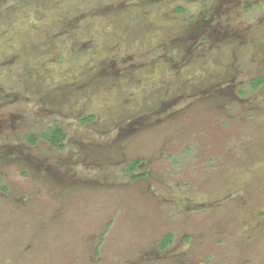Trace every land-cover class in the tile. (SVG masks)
I'll use <instances>...</instances> for the list:
<instances>
[{
  "label": "rangeland",
  "instance_id": "rangeland-1",
  "mask_svg": "<svg viewBox=\"0 0 264 264\" xmlns=\"http://www.w3.org/2000/svg\"><path fill=\"white\" fill-rule=\"evenodd\" d=\"M259 74L264 0H0V264H264Z\"/></svg>",
  "mask_w": 264,
  "mask_h": 264
},
{
  "label": "trees",
  "instance_id": "trees-1",
  "mask_svg": "<svg viewBox=\"0 0 264 264\" xmlns=\"http://www.w3.org/2000/svg\"><path fill=\"white\" fill-rule=\"evenodd\" d=\"M184 10H185V8L182 6L177 7V11H179V12H182ZM250 83L253 87H257V86L264 83V76H260L258 78H255V79L251 80ZM93 117L94 116H89L87 118H83V116H80L79 120H80V123H84L88 120H91ZM66 137H67V133H66L65 129L56 123L53 125L50 124L48 126V128H46L45 130L30 131L26 134V139L31 144L36 143V141L38 139L42 138V139L50 142L51 144H53L55 147H57L59 149H63L65 147ZM140 161H141L140 159L131 160L123 168L125 172L129 173V175L132 179H136L140 176H143L145 173V172L144 173H136L135 172V170L137 169V165ZM1 188H3V187H1ZM173 239H174V233L168 232V233L164 234V236L160 240L158 246L160 248H165L172 243Z\"/></svg>",
  "mask_w": 264,
  "mask_h": 264
},
{
  "label": "flooded vegetation",
  "instance_id": "flooded-vegetation-1",
  "mask_svg": "<svg viewBox=\"0 0 264 264\" xmlns=\"http://www.w3.org/2000/svg\"><path fill=\"white\" fill-rule=\"evenodd\" d=\"M182 7H184V6H182ZM185 8V7H184ZM183 12V11H182ZM13 63V62H12ZM260 76H264V74H259V75H255V76H251L249 79H248V84H249V86H250V88L252 89V90H256V89H258V88H260V87H262L263 85H264V83L263 84H261V85H259V86H257V87H253L252 85H251V83H250V81L251 80H253V79H255V78H258V77H260ZM166 92L168 93V88H165L164 89V93H163V95L162 96H164V95H166ZM241 92V91H240ZM165 97V96H164ZM80 116H83V118H87V117H89V116H94V115H84V114H82V115H79L78 114V116H77V119H78V121L80 122V120H79V117ZM94 119H95V116L91 119V120H88V121H86V122H84V124L85 123H91V122H93L94 121ZM60 119H58V118H56V119H53V121L51 122V125H53V124H58V125H60V126H62L64 129H65V131H66V128H65V126L61 123V121H59ZM48 126L49 125H47V124H45L44 125V128L43 129H41V130H45L46 128H48ZM66 133H67V131H66ZM68 138H69V135H68V133H67V137H66V140H65V144L67 145L68 144ZM40 141H46V140H44V139H42V138H40V139H38L37 141H36V143H34V144H31L29 141H27L28 142V144H29V146H32V145H35V144H37L38 142H40ZM50 146H52L53 148H55V149H57V150H59V148H57V147H55L53 144H51L50 142H48V141H46ZM66 145H65V147H66ZM136 159H140L141 161L138 163V165H137V168L138 167H140L141 166V164H143V159H141V158H136ZM133 160H135V159H133ZM136 171V170H135ZM145 174H147V173H145ZM144 174V175H145ZM144 175L143 176H140V177H138V178H136V179H139V178H142V177H144ZM238 177H236L235 178V180L237 179ZM135 180V179H134ZM1 187H6V186H1L0 185V189H1ZM7 188V187H6Z\"/></svg>",
  "mask_w": 264,
  "mask_h": 264
}]
</instances>
